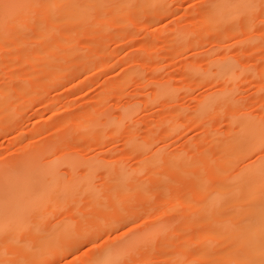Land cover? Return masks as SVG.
Here are the masks:
<instances>
[{"label": "rangeland", "instance_id": "374dc122", "mask_svg": "<svg viewBox=\"0 0 264 264\" xmlns=\"http://www.w3.org/2000/svg\"><path fill=\"white\" fill-rule=\"evenodd\" d=\"M8 1L0 0V16L9 15ZM221 1L231 0H162L119 13L115 0H78L97 29L56 30L40 42L37 27L57 26V17L43 12L44 2L36 11L23 5L31 18L0 32V160L18 167L0 174V260L96 264L118 250L113 264H191L194 248L184 241L196 230L189 200L199 191L168 156L201 159L211 137L232 133L235 112L264 116V0H238L230 26L208 20ZM63 40L79 45L70 58H31ZM163 83L173 90L157 94ZM226 89L236 102L203 113L202 99ZM95 114L102 136L85 125ZM29 150L36 154L24 163ZM262 153L239 158L228 173Z\"/></svg>", "mask_w": 264, "mask_h": 264}, {"label": "bare ground", "instance_id": "6f19581e", "mask_svg": "<svg viewBox=\"0 0 264 264\" xmlns=\"http://www.w3.org/2000/svg\"><path fill=\"white\" fill-rule=\"evenodd\" d=\"M60 1L61 0H43L44 3L41 2V5L39 2L40 6H42L43 3V7L46 8L43 12L48 16L50 15V18H54V16L57 17L58 25L54 26L56 24L52 23L39 25L37 27L38 32L36 33L38 37L36 40L37 42L43 41L47 36L54 35V33L57 32L56 30H63L66 32L72 30L77 31L79 29H97L96 27H91L86 24L89 14L84 11L83 5L79 3L78 0L63 1L64 5H62V1ZM115 1H118L116 10L119 11V13H124L132 8H153L162 0ZM28 2L29 3L23 4L22 0H9L2 6V12L8 13L9 15L0 16V32L6 27L12 28L13 30L22 27L28 19L31 18L32 15L30 12L32 9H26L23 5H25V7L32 6L33 10L39 5L36 6V1L29 0ZM59 2L60 4H58ZM248 2L249 0H244L243 4H247ZM67 3L69 5H67ZM5 5L9 7H5ZM57 5L64 7L57 10ZM241 6L242 5L238 4V0H231L226 3L221 1L215 5L214 10L209 14L208 20H211L213 17L219 18V23L225 22L230 26L233 24L230 17L235 14ZM11 8H17L13 11V16H11L10 13ZM39 10L41 11V9ZM218 10L221 11L220 15L216 14ZM161 11L163 12L164 9ZM40 15L41 13L38 14V16ZM43 17H45V14ZM76 19L81 20L76 22ZM186 33L181 32L180 34L179 32L182 36H186ZM26 41L28 40L26 39ZM1 42L2 41H0V43ZM57 45L62 47L58 48ZM57 45L52 43V45L49 46V51L44 54L33 53L31 58L39 59L41 56H44L45 59H47V63L52 65L56 59L57 61H61L70 58L79 49V45H74L72 41L63 40ZM79 65L80 68L81 64ZM223 66L229 69L232 64L225 63ZM79 68L70 69L67 75L76 74L79 72ZM60 72L56 70V73L59 74ZM206 72L212 73L209 68L206 69ZM67 75L63 74V77ZM55 77L53 76V78ZM55 81L56 79H54V82ZM54 84H56V82ZM156 90L157 94H163L171 92L173 87L163 83L157 85ZM221 93L224 94H217L212 97L208 95L202 99L201 106L203 108V113L211 112L212 110H220L223 104L236 102L235 96L231 92H228V89ZM124 113L123 111L122 114L124 115ZM106 120L112 121L115 124L114 128L121 126L122 118L116 120L108 117ZM233 122L234 125L231 127L232 133H230L229 136L225 135V137L222 134H217L211 137V148H213L211 150H213V152L216 151L213 153L215 155H212V151L210 150V152L208 148L203 157H201V159L198 158L199 160L191 159V152H187L183 155L184 161L178 159L179 154L177 153H174L173 156H168L167 159L178 171L188 170L190 173V182L193 183L194 187L199 191V196L196 197L194 195V197L192 196L189 200L190 209L192 210L190 221L192 224H195L196 230L193 234L194 236L191 237L190 240L184 241L185 246L194 248V252H192V256H190L191 258L189 260L191 264H261V261H264V150H262L264 149V116L252 114L248 111L235 112L233 115ZM98 124V118L95 114L89 118L85 125L87 128H92L90 132L95 131L98 136H102L98 134L101 132L100 128L97 126ZM174 126L175 122H171L168 128L173 129ZM256 150L263 152V159L261 161L247 164L236 175L228 173V169L234 165L239 158L242 159ZM23 154L25 157L22 161L26 163L25 160L28 161L31 159L36 154V151L29 150ZM203 164H206V166ZM188 165L189 169L187 168ZM53 167L55 168V165H53ZM205 167L208 171L206 170L204 172L203 169L204 174L215 172L219 175L216 181L208 180L203 175L202 168ZM17 169L16 163H8L5 160H0L1 176L7 174L6 172L16 171ZM22 171L31 172L32 170L30 167H25ZM9 183L10 177H7L2 184H4L6 188ZM5 222L8 223V221ZM150 237L151 235H148L142 244H148L150 242ZM118 252V250H109V252L103 255L96 264H113L114 259L119 254ZM179 261H181L180 258L175 260V263L179 264Z\"/></svg>", "mask_w": 264, "mask_h": 264}, {"label": "snow or ice", "instance_id": "6c2138e0", "mask_svg": "<svg viewBox=\"0 0 264 264\" xmlns=\"http://www.w3.org/2000/svg\"><path fill=\"white\" fill-rule=\"evenodd\" d=\"M5 7H9L8 5H5ZM264 150V149H262ZM0 264H36L35 261H30V260H19V261H14V260H0ZM261 264H264V261H261Z\"/></svg>", "mask_w": 264, "mask_h": 264}]
</instances>
